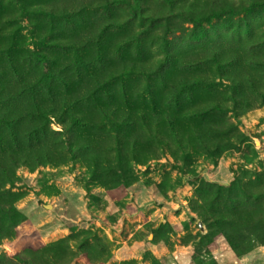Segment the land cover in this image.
<instances>
[{"label": "rangeland", "instance_id": "1", "mask_svg": "<svg viewBox=\"0 0 264 264\" xmlns=\"http://www.w3.org/2000/svg\"><path fill=\"white\" fill-rule=\"evenodd\" d=\"M85 2L0 0V71L50 85L72 64L74 99L78 73L143 70L49 117L57 164L20 166L0 192V264H264V0H188L197 22L219 15L199 24L170 0ZM63 3L80 12L41 13ZM199 55L217 62L186 71Z\"/></svg>", "mask_w": 264, "mask_h": 264}, {"label": "trees", "instance_id": "2", "mask_svg": "<svg viewBox=\"0 0 264 264\" xmlns=\"http://www.w3.org/2000/svg\"><path fill=\"white\" fill-rule=\"evenodd\" d=\"M102 1L106 5H109L111 2V0ZM112 1L131 5V0ZM81 2L82 5L84 3L85 7V0H81ZM186 2H188V0H170L171 6L168 13L170 15L173 14L189 18L197 24L201 21L208 20L209 16H219L216 12H210L208 17H201L200 21L197 22L194 20V14L196 12L195 6L186 7ZM71 6L72 4L63 3L58 9L55 5H51L49 9H41V13L68 19L72 14L80 12L79 10L71 11L73 8ZM138 9L140 8H137V10ZM226 9L227 8H225V10ZM88 41L90 42L91 38L85 35L83 38L68 42L63 39H58V37L57 39L51 38L48 41L44 40L41 44L48 49L60 50L69 47L73 50H83L86 48L85 45ZM216 48L217 47H212L210 51L216 53ZM39 56L40 58L42 57L43 61L46 54L41 53L38 57ZM200 56L202 57V55L198 57ZM213 59L212 56L211 58L205 57L196 62L191 61L184 67L188 72L208 69L214 62H217ZM105 68V73L101 70L99 73L90 71L88 78L87 75L84 76L81 73L76 74V77L81 83V90L80 92L78 91L74 99L70 98L71 78H74L70 71L73 69L72 64L51 69L48 77L53 83L50 82V85H47V81L43 82V78L35 81L30 75L24 72L21 73L19 68L16 64L12 63V61H10L9 71L6 69L0 71V79H7L10 77L9 73H12V77L16 79L17 83L15 86L8 87L0 85V111H2L0 115V192H2L5 185L13 183L15 172L20 166H28L29 168L35 169L39 166L57 164L56 158H58V156L56 155V151L58 147L54 145L51 147L50 142H48V138H50L47 131L49 117L67 114L73 118H78V109L83 102H87L94 98L114 97L113 82L116 80L125 81L128 77L141 74L143 71L142 69L135 70L134 63H129L121 72H117L106 66L102 67L104 70ZM12 77L9 78L11 81ZM182 82L188 84V82L191 81L182 79ZM194 82L206 83V81L200 77L194 80ZM42 95H46L48 99H46L45 96L42 97ZM19 97L24 99L22 110H20V113L9 112L6 109L7 106ZM105 111L117 114L119 110L113 105L111 107L109 106ZM129 112V109H126L125 113L129 114Z\"/></svg>", "mask_w": 264, "mask_h": 264}]
</instances>
